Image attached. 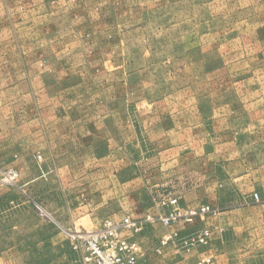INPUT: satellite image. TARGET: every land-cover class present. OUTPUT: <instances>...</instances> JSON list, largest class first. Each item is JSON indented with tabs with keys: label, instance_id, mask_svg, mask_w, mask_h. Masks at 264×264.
Returning <instances> with one entry per match:
<instances>
[{
	"label": "crops",
	"instance_id": "crops-1",
	"mask_svg": "<svg viewBox=\"0 0 264 264\" xmlns=\"http://www.w3.org/2000/svg\"><path fill=\"white\" fill-rule=\"evenodd\" d=\"M6 54L0 50V168H14L18 179L0 182V218L13 238L0 249L14 252L0 264H82L70 233L116 227L125 219L143 226L138 234L122 231L123 239L137 243L141 262L191 264L195 241L183 237L221 235L229 219L255 210L252 193L264 184V84L253 77L233 84L236 92L220 105L192 89L189 97H111L106 119L97 100L70 103L63 89L59 98L39 100L35 82L15 81L21 70L5 65ZM173 198L183 213L202 207L216 213L167 228L145 223L147 216L168 215ZM250 218L246 230L259 231L260 215ZM165 239L162 254H155ZM212 241L216 264H243L228 262L224 243Z\"/></svg>",
	"mask_w": 264,
	"mask_h": 264
},
{
	"label": "rangeland",
	"instance_id": "rangeland-1",
	"mask_svg": "<svg viewBox=\"0 0 264 264\" xmlns=\"http://www.w3.org/2000/svg\"><path fill=\"white\" fill-rule=\"evenodd\" d=\"M0 1L5 65L14 71L20 67L15 81L35 82L39 100L59 98L63 89L70 103L97 100L107 119L111 97H189L192 89L198 98L207 97L209 105H220L236 92L235 83L253 77L264 84V0H68L61 6L51 4L60 0ZM8 169L16 172L0 168V182L15 185L3 182ZM252 199L255 210L229 219L225 233L183 237L196 245L187 261H218L210 244L219 239L228 262L231 257L243 264H264V184ZM210 210L207 215L216 213ZM253 214L260 215L257 232L246 230ZM1 221L0 243L6 245L13 241L12 233L6 232L7 219ZM3 255L7 261L14 252L0 249L1 259Z\"/></svg>",
	"mask_w": 264,
	"mask_h": 264
},
{
	"label": "built area",
	"instance_id": "built-area-1",
	"mask_svg": "<svg viewBox=\"0 0 264 264\" xmlns=\"http://www.w3.org/2000/svg\"><path fill=\"white\" fill-rule=\"evenodd\" d=\"M41 156L37 155L36 160L41 161ZM3 179L6 184H15L17 182V173L14 170H6L3 172ZM253 199L258 200V194H253ZM165 205L166 201H162ZM173 209L164 217L147 216L145 223L155 224L160 223L164 227H170L174 223L182 219L190 221L198 214L210 213L209 207H202L199 211H191L183 213L177 206L176 199L167 201ZM143 226L135 224L129 219H125L121 225L116 227H108L92 233H70V238L73 244V250L78 252L82 264H150L141 262L136 256L137 243L135 241H126L122 237V231L138 234L142 231ZM168 239L162 241L155 254L161 255V248L167 243ZM195 264H216L210 257H203Z\"/></svg>",
	"mask_w": 264,
	"mask_h": 264
}]
</instances>
